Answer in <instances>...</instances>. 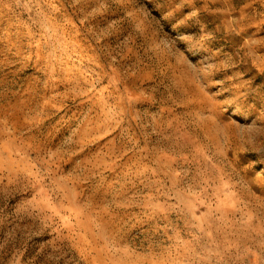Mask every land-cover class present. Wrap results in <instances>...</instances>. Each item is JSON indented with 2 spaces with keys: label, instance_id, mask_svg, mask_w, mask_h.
Wrapping results in <instances>:
<instances>
[{
  "label": "rangeland",
  "instance_id": "1",
  "mask_svg": "<svg viewBox=\"0 0 264 264\" xmlns=\"http://www.w3.org/2000/svg\"><path fill=\"white\" fill-rule=\"evenodd\" d=\"M0 264H264V0H0Z\"/></svg>",
  "mask_w": 264,
  "mask_h": 264
}]
</instances>
